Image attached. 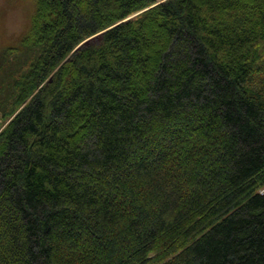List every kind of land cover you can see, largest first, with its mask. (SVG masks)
I'll return each mask as SVG.
<instances>
[{
    "label": "trees",
    "instance_id": "obj_1",
    "mask_svg": "<svg viewBox=\"0 0 264 264\" xmlns=\"http://www.w3.org/2000/svg\"><path fill=\"white\" fill-rule=\"evenodd\" d=\"M34 2L0 53V264H264V0Z\"/></svg>",
    "mask_w": 264,
    "mask_h": 264
},
{
    "label": "rangeland",
    "instance_id": "obj_2",
    "mask_svg": "<svg viewBox=\"0 0 264 264\" xmlns=\"http://www.w3.org/2000/svg\"><path fill=\"white\" fill-rule=\"evenodd\" d=\"M34 7V0H0V53L5 48L18 45L28 29ZM13 115L6 118L0 117V132Z\"/></svg>",
    "mask_w": 264,
    "mask_h": 264
},
{
    "label": "water",
    "instance_id": "obj_3",
    "mask_svg": "<svg viewBox=\"0 0 264 264\" xmlns=\"http://www.w3.org/2000/svg\"><path fill=\"white\" fill-rule=\"evenodd\" d=\"M141 11H142V10H141ZM141 11L137 12L136 14L140 13ZM136 14H133V15H131V16L125 18L124 20H128V19H130V18H132V16H134V15H136ZM124 20H123V21H124ZM102 32H103V31H100V32H98V33H96V34H94V35H92V36L86 38V39L83 40L81 43H79V44L76 46L75 49L79 48L81 45H83V44H85V43H88V42H90V41H94V40L98 39V38L101 36Z\"/></svg>",
    "mask_w": 264,
    "mask_h": 264
}]
</instances>
